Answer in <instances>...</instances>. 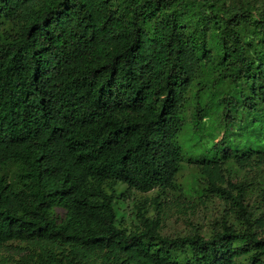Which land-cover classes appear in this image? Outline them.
<instances>
[{
	"label": "trees",
	"instance_id": "1",
	"mask_svg": "<svg viewBox=\"0 0 264 264\" xmlns=\"http://www.w3.org/2000/svg\"><path fill=\"white\" fill-rule=\"evenodd\" d=\"M263 168L264 0H0V249L33 245L28 264H264V212L238 176ZM106 181L157 189L156 210L172 190L223 210L168 237L139 206L127 229Z\"/></svg>",
	"mask_w": 264,
	"mask_h": 264
},
{
	"label": "rangeland",
	"instance_id": "2",
	"mask_svg": "<svg viewBox=\"0 0 264 264\" xmlns=\"http://www.w3.org/2000/svg\"><path fill=\"white\" fill-rule=\"evenodd\" d=\"M210 132V129L208 130ZM207 131V133H208ZM206 133V131H205ZM203 131L197 136H202ZM183 147L191 151L195 147L199 149V140L194 138L183 142ZM206 143V141H205ZM198 172L192 168L187 169L179 175L178 183L182 184L185 192ZM238 176L246 178L248 182V202L253 209L259 211L258 215L264 212V168L244 170ZM103 188L108 194H116L115 208L119 215L120 225L130 229L135 225L137 207L146 206L149 216L160 215L163 220V234L168 237H178L188 235L193 225L209 230L210 222L216 219L223 210L221 203L212 199L207 201V197L200 198L201 195L190 196L181 194L179 191H169L162 198L163 207L156 210L154 200L158 196V191L149 193L132 191L126 193L127 186L123 183L106 181ZM207 201V203H204ZM67 212L64 209H56V217L64 219ZM34 254V247L31 244L15 243L10 249H0V264H28L26 256ZM92 260V259H91ZM94 261V259L92 260Z\"/></svg>",
	"mask_w": 264,
	"mask_h": 264
}]
</instances>
